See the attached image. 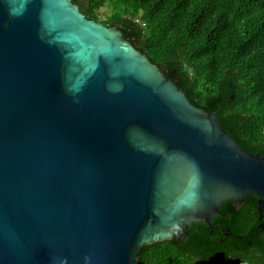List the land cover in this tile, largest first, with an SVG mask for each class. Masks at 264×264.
Wrapping results in <instances>:
<instances>
[{
  "label": "water",
  "instance_id": "obj_1",
  "mask_svg": "<svg viewBox=\"0 0 264 264\" xmlns=\"http://www.w3.org/2000/svg\"><path fill=\"white\" fill-rule=\"evenodd\" d=\"M172 72L72 0H0V264H138L225 201L264 202V157Z\"/></svg>",
  "mask_w": 264,
  "mask_h": 264
},
{
  "label": "trees",
  "instance_id": "obj_2",
  "mask_svg": "<svg viewBox=\"0 0 264 264\" xmlns=\"http://www.w3.org/2000/svg\"><path fill=\"white\" fill-rule=\"evenodd\" d=\"M72 1L86 18L120 29L164 74L173 71L193 105L215 111L241 148L264 157V0ZM256 199L225 201L209 223L142 246L138 264H264Z\"/></svg>",
  "mask_w": 264,
  "mask_h": 264
},
{
  "label": "flooded vegetation",
  "instance_id": "obj_3",
  "mask_svg": "<svg viewBox=\"0 0 264 264\" xmlns=\"http://www.w3.org/2000/svg\"><path fill=\"white\" fill-rule=\"evenodd\" d=\"M258 199L260 198L257 196V199H256V203H257L256 212H257V219H258L257 226L260 228L262 232H264V202H258Z\"/></svg>",
  "mask_w": 264,
  "mask_h": 264
},
{
  "label": "rangeland",
  "instance_id": "obj_4",
  "mask_svg": "<svg viewBox=\"0 0 264 264\" xmlns=\"http://www.w3.org/2000/svg\"><path fill=\"white\" fill-rule=\"evenodd\" d=\"M100 14L102 15V16H105V14H106V10L103 8V9H101L100 10Z\"/></svg>",
  "mask_w": 264,
  "mask_h": 264
}]
</instances>
